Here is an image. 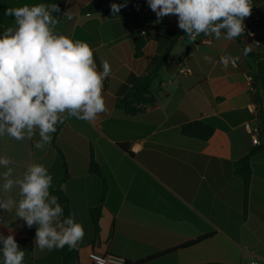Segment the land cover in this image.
<instances>
[{
  "label": "crops",
  "instance_id": "0c3cea01",
  "mask_svg": "<svg viewBox=\"0 0 264 264\" xmlns=\"http://www.w3.org/2000/svg\"><path fill=\"white\" fill-rule=\"evenodd\" d=\"M40 3L48 4L0 0V35L14 24L15 17L5 15L8 8ZM112 3L125 0H67L56 29L88 43L98 69L109 62L105 112L91 122L65 120L43 149L34 146L38 132L32 140L2 136L0 156L13 159L18 176L31 163L48 169L51 190L61 188L83 225L85 235L77 246L81 264L89 262L91 251L129 264L148 259L144 264H264V150L250 160L247 195L235 170L236 162L259 146L248 126L259 124L264 114V0H252L251 15L244 20L250 33L232 41L203 35L175 41L158 29L179 31L175 15L158 21L147 0H127L113 16ZM141 40L145 46L137 56ZM173 42L171 57L151 88L156 104L135 115L119 108L134 80L153 72ZM246 47L251 51L244 56ZM222 56L232 58L227 67ZM196 121L212 127V137L183 133ZM60 154L68 166L64 182ZM91 165L102 172L105 194ZM13 196L18 199L16 190ZM94 208L101 209L98 234ZM0 216L6 222L0 223V234L14 235L25 252L24 264H63L64 248L36 247L35 225L29 228L14 210L0 209Z\"/></svg>",
  "mask_w": 264,
  "mask_h": 264
},
{
  "label": "clouds",
  "instance_id": "9594fccd",
  "mask_svg": "<svg viewBox=\"0 0 264 264\" xmlns=\"http://www.w3.org/2000/svg\"><path fill=\"white\" fill-rule=\"evenodd\" d=\"M147 3L158 21L175 15L191 41L200 35L228 41L243 36L244 20L253 8L252 0ZM126 5L127 0L112 3L113 16ZM59 12L56 3L8 8L5 15L14 16V24L0 35V137L32 140L38 132L37 149L51 143L57 125L65 120L91 122L106 110L103 81L111 74V66L105 60L102 70L98 69L88 43L57 32L59 16L55 14ZM250 51L246 47L243 55ZM231 59L222 56L220 62L227 67ZM13 163L11 157L0 156V209L14 210L29 228L36 226L35 245L41 251L76 248L85 235L83 225L74 214L65 216L59 197L51 194L53 178L48 169L31 163L18 176ZM0 223H6L2 216ZM0 244L2 264H24L25 252L14 235L0 234Z\"/></svg>",
  "mask_w": 264,
  "mask_h": 264
},
{
  "label": "trees",
  "instance_id": "16d2710c",
  "mask_svg": "<svg viewBox=\"0 0 264 264\" xmlns=\"http://www.w3.org/2000/svg\"><path fill=\"white\" fill-rule=\"evenodd\" d=\"M46 1L48 4H51V3L58 4L60 8V12L56 13L55 15L59 16V21H60L64 13L67 0H46ZM158 29H160L164 33L171 35L175 41L178 40L180 37L187 36L181 29L177 32L169 30V29H162V28H158ZM174 44L175 42H173V44H171L166 49L163 57L159 61L157 68L153 72H151L150 74L146 76H142L134 80L133 85L130 91L128 92V94L124 98L118 101L117 106L119 108L124 109L129 114L135 115V114L143 112L146 109V107L156 104L157 100L152 95L151 88L159 77V74H158L159 69L170 59L171 57L170 53L173 49ZM144 46H145V42L143 40L137 42V46H136L137 56L142 55V50ZM259 117H260L259 118L260 123L258 125L261 130V133H260L261 144L257 148H255L253 151H251V153H249L247 156L237 161L235 164L236 174L242 177L246 183V195L248 192V183L251 177L250 160L255 153H257L258 151L264 150V114L260 112ZM60 127H61V124H58L55 134L59 131ZM183 133L191 137H199L201 139L208 140L210 137H212L214 133V129L203 122L196 121V122L185 125L183 127ZM60 155L64 162V170H65V175L63 178V182H64L66 181L68 177V166L65 161L64 155L63 154H60ZM91 172L95 173L97 176H99L102 179L103 185H104V194H105L107 185L103 178L102 172L100 171L98 167H95L94 165H91ZM50 192L51 194L59 197V203L64 207L65 216L72 214V207L70 205L69 198L61 190V188L58 187L56 189H52V190L50 189ZM91 215L93 219V225L95 228V232L98 234L100 232L99 220L101 217V209L100 208L92 209ZM195 243L196 242H191L189 245H193ZM148 261H150V259L141 262V264H144ZM63 264H81L80 259H79V247H76L74 249H69L67 246L64 247ZM127 264L129 263L127 262Z\"/></svg>",
  "mask_w": 264,
  "mask_h": 264
},
{
  "label": "built area",
  "instance_id": "2783aa9c",
  "mask_svg": "<svg viewBox=\"0 0 264 264\" xmlns=\"http://www.w3.org/2000/svg\"><path fill=\"white\" fill-rule=\"evenodd\" d=\"M245 33H250L247 29H245ZM198 38V37H197ZM204 39V38H203ZM249 133L253 139V143L255 145H260V127L258 124H251L248 126ZM89 262L86 264H127V261L121 257L107 255V254H100L96 251H91L88 254ZM84 264V263H83ZM257 264V263H253Z\"/></svg>",
  "mask_w": 264,
  "mask_h": 264
}]
</instances>
